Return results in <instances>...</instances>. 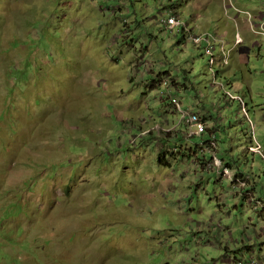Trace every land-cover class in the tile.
Here are the masks:
<instances>
[{"label": "rangeland", "instance_id": "374dc122", "mask_svg": "<svg viewBox=\"0 0 264 264\" xmlns=\"http://www.w3.org/2000/svg\"><path fill=\"white\" fill-rule=\"evenodd\" d=\"M173 10L197 33L247 22L224 85L159 25ZM263 18L264 0H0V264H235L264 222L209 166L239 168L264 200L251 123L226 96L264 143V42L249 33ZM174 77L190 92L168 99ZM194 109L209 131L190 139Z\"/></svg>", "mask_w": 264, "mask_h": 264}, {"label": "clouds", "instance_id": "9594fccd", "mask_svg": "<svg viewBox=\"0 0 264 264\" xmlns=\"http://www.w3.org/2000/svg\"><path fill=\"white\" fill-rule=\"evenodd\" d=\"M172 15H176L180 20H182L185 23V26L184 27H177V26L174 27V26H170L168 24V19ZM248 15L250 17H251V15L254 17L253 13H249ZM240 22L247 23V22L241 20V18H238L237 15L231 16L230 17V21H228V25H230L232 27H235L236 26L237 27V30L238 29L240 30V33L239 34H236L235 36H233L232 34H230L231 32H226L224 34H219V33H216V34H212V33H197V32L194 31V28H192L191 24L187 20H185L178 12H176V10H173V11H170L169 12V14L167 15V17L164 18L161 23L159 22V25L162 24V27H164V29L166 31H169L175 37H180V35H182V38H183L182 40L183 41H187L189 43H192L195 47L198 48V50L205 51V53L207 54L206 56L210 58V68L213 69V72L216 74V77H218V79H220V81L224 85L223 82H225L226 80H228V78L230 77L229 75L231 73V67L230 66H231L232 53L234 52V54H235V53L240 52L238 54H241L243 52V51H241V48L247 45V40L244 37V34L242 33V30L240 28V25H241ZM249 24H250L249 33L253 37L251 39L252 40L261 39V41L260 40L253 41L252 46H253V49L255 50L257 48V45L258 44H261V42H264V40L261 37V35L258 34V29L259 28L258 29L256 28L258 22H255V23L249 22ZM195 35L196 36H201V37H210L211 42H212V45H214L215 48H216V50H214V53H213L214 54V57L216 59L215 64H212L211 63L212 55L208 51V43L206 41H204L203 43H195V42H193L192 39H191V37L192 36H195ZM232 36L234 38H233V40H231V42L234 43L233 44L234 47H233V50L231 52H229L226 49V46L229 45V44H231V42L229 41V39ZM238 36H241L242 37L243 43H237ZM257 42H258V44H257ZM218 43H222V46L219 47L218 46ZM225 60H228V62H226ZM166 73H169V72H166ZM174 78L177 79L176 77H174ZM173 83H174V79L173 78H169L168 80H166V79L163 80V84L164 85H167L169 87V94L171 96H169L168 99H170L174 95L173 92H176L177 91L178 93L181 94V92L177 89V86L173 85ZM182 83H184L186 85L187 90H189V92H190V88L188 86V83L187 82L186 83L185 82H182ZM189 92L188 91H184V94L189 93ZM237 96H241L244 99V101H245V103L247 105V108H248V104H247L245 98L242 95H237ZM233 101H237V100H233ZM173 104H175L177 106V108L182 111V109H183V103H181L178 99L174 98L173 99ZM241 107H242V105H241ZM248 111L250 113V110L249 109H248ZM199 112H200L199 110H195L194 109V112H184L183 113V118L186 121V123L189 125V133H187L186 135L190 139L191 138H194L195 136L205 135L209 131L208 130L209 118L206 115H203V113L200 112L201 113L200 114ZM190 114H199V115H201L203 117L204 123H205V127H206V131L204 133H202V134L201 133H198L197 132V129L194 128L188 122L187 116L184 117L185 115H190ZM250 116H251V114H250ZM252 120H253V118H252ZM255 125H256V128L258 130V136H259L258 125L256 123H255ZM250 138H252L251 135H250ZM206 144L207 145L209 144V145L212 146V151H214V149H216L217 146H218L217 141L214 139V137H213V139L207 141V143H203L202 146L203 145H206ZM248 151H249V148H248ZM253 155H258V154H253ZM216 158H218V157L215 156L214 161H215ZM214 161H213V163H214ZM227 166L232 170L233 173H236V174H239L241 176H244L247 184H246V186L244 188L241 187L242 194H243L244 198L247 199L248 204H250L249 203V198L251 199V197H247L248 194H250L251 196H253L256 199V197L254 195V190H255L254 185H252L251 183H249V179L247 178V176H245L244 172H242L239 168L236 170L231 165H227ZM209 167H211V165ZM211 168H213V167H211ZM230 182H232V181H230ZM233 187H234V185H233ZM254 213H256V212L254 211ZM258 217L260 219H263L259 215H258ZM263 246L264 245L259 246L258 240H257L256 237L250 238V237L246 236L245 239L243 240L242 247H241V248L246 249V252L245 253L244 252L243 253H238L237 251H239V250H236V251L234 250L235 253L237 252V255L238 256L232 262H234L235 264H237L238 260L242 259V258H240V256H242V255H250L249 253L252 252V251H256V253H258L260 251V248L263 247ZM243 258H245V257H243Z\"/></svg>", "mask_w": 264, "mask_h": 264}, {"label": "built area", "instance_id": "2783aa9c", "mask_svg": "<svg viewBox=\"0 0 264 264\" xmlns=\"http://www.w3.org/2000/svg\"><path fill=\"white\" fill-rule=\"evenodd\" d=\"M251 18L254 19V17L251 15ZM254 21L253 23H255ZM168 24L170 26H177V27H184L185 23L180 20L176 15H172L168 19ZM257 26L258 28V34L261 35V37L264 40V18L258 22ZM192 41L195 43H203L206 41L208 43V51L212 55L211 63L215 64L216 59L214 57V50H216L215 46L212 45L210 37H201V36H192L191 37ZM237 43H243V39L241 36H238ZM258 44V42H257ZM228 62V60H225ZM227 98L230 100H237L241 102L243 112L246 114V116L249 119V122L251 123L252 127V132H251V140H252V145L249 147V152L252 154H258L261 155L264 159V144L259 140L258 136V130L256 128V125L254 121L252 120L250 113L248 111L247 105L244 101V99L241 96L234 95L230 92L226 94ZM187 116L188 122L197 129L198 133H204L206 131L204 119L201 115L199 114H190V115H185L184 117ZM213 168H218V170L222 173L223 178H226L230 181H232L233 185L235 188L237 187H242L244 188L246 186V180L244 176H241L239 174L233 173L232 170L226 165V163L219 159L216 158L214 163L211 165ZM249 198V203L250 205L253 204V210L264 219V200L263 199H255L253 196L250 194L247 195ZM262 232H264V227L260 229ZM262 235V234H261ZM247 240V239H246ZM249 258H242L238 260L237 264H264V246L260 248V251L256 253V251H252L249 253Z\"/></svg>", "mask_w": 264, "mask_h": 264}, {"label": "crops", "instance_id": "0c3cea01", "mask_svg": "<svg viewBox=\"0 0 264 264\" xmlns=\"http://www.w3.org/2000/svg\"><path fill=\"white\" fill-rule=\"evenodd\" d=\"M228 23V22H227ZM246 48V46H244V47H242L241 48V51H243L244 49ZM242 54V53H241ZM177 80V79H176ZM179 83H180V85H178L177 86V89L181 92V93H184V91H188L189 92V90H187V87H186V85L184 84V83H182L181 81H178ZM195 108V107H194ZM238 193V192H237ZM246 201H247V199H246ZM247 203H248V201H247ZM262 221H264V219H262ZM262 234V235H261ZM256 238H257V240H258V244H259V246H262V245H264V232H262L261 230H260V232L255 236ZM232 251V250H231Z\"/></svg>", "mask_w": 264, "mask_h": 264}]
</instances>
